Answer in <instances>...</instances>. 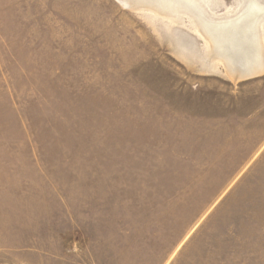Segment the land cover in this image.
Here are the masks:
<instances>
[{"label":"rangeland","instance_id":"obj_1","mask_svg":"<svg viewBox=\"0 0 264 264\" xmlns=\"http://www.w3.org/2000/svg\"><path fill=\"white\" fill-rule=\"evenodd\" d=\"M131 1L0 0V264H264V0H198L240 78Z\"/></svg>","mask_w":264,"mask_h":264},{"label":"bare ground","instance_id":"obj_2","mask_svg":"<svg viewBox=\"0 0 264 264\" xmlns=\"http://www.w3.org/2000/svg\"><path fill=\"white\" fill-rule=\"evenodd\" d=\"M141 2H145L146 5H149L148 7L153 8L156 11L161 10L162 12L166 13L170 11L173 12L174 8H181L193 14V17L196 18L197 27H199L203 35L207 37L206 42L210 46V52L213 54V57H216L221 60V62H223V65H225L229 74L236 76L239 75V78L240 76L249 77L258 74L263 70V63L258 58L261 56L258 55L259 41L254 32L255 27L257 26L256 19L251 24L249 30V41L253 50L252 56L248 60L237 62V60H235L236 56L234 53L233 43L230 44L228 40H224L226 34L235 32L240 20H248V18L252 15L258 16L263 10L262 7L251 4L249 9H246L244 12L242 11L243 13L234 19L232 18L225 21H213L204 16L205 10L202 3L198 0H133L132 3L137 5Z\"/></svg>","mask_w":264,"mask_h":264}]
</instances>
